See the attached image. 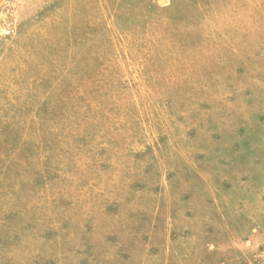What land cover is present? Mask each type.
<instances>
[{"label": "rangeland", "instance_id": "374dc122", "mask_svg": "<svg viewBox=\"0 0 264 264\" xmlns=\"http://www.w3.org/2000/svg\"><path fill=\"white\" fill-rule=\"evenodd\" d=\"M0 264H264V0H0Z\"/></svg>", "mask_w": 264, "mask_h": 264}]
</instances>
